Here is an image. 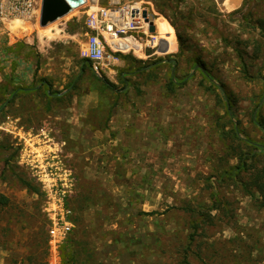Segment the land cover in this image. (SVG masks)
Segmentation results:
<instances>
[{"label":"rangeland","instance_id":"1","mask_svg":"<svg viewBox=\"0 0 264 264\" xmlns=\"http://www.w3.org/2000/svg\"><path fill=\"white\" fill-rule=\"evenodd\" d=\"M95 5L148 9L167 53L138 59L108 52L104 62L113 70L81 71L79 48L91 34L85 11ZM39 16L0 30V264H49L51 252L44 255L41 246L49 236L46 212L61 193L73 222L56 250L61 264H175L194 220L187 209L200 205L212 211L213 224L198 231L190 264H222L221 257L244 264L247 251L250 264H264V248L250 250L255 238L264 247V209L222 179L244 147L235 130L240 137H264L250 119L263 90L258 22L264 0H87L45 27ZM237 40L245 47H236ZM239 50L248 77L241 73ZM159 58L166 60L153 63ZM195 58L213 82L198 71ZM145 64L143 72L127 73ZM27 69L31 83L21 77ZM185 76L186 85L166 90L170 77L177 83ZM96 77L118 89L104 90ZM215 81L233 101L230 116ZM46 83L58 92L51 99ZM19 86L41 88L15 91ZM49 171L55 183L45 176ZM80 187L90 194L83 226L74 222L79 215L72 201ZM217 189L231 209L225 214L211 208ZM238 230L240 249L232 242Z\"/></svg>","mask_w":264,"mask_h":264},{"label":"trees","instance_id":"2","mask_svg":"<svg viewBox=\"0 0 264 264\" xmlns=\"http://www.w3.org/2000/svg\"><path fill=\"white\" fill-rule=\"evenodd\" d=\"M213 5L215 0H210ZM259 28L264 32V19L259 20ZM178 41L183 44L184 40L180 34L177 35ZM241 40L236 41V47H242L244 48L245 45L243 42H240ZM239 48V49H240ZM243 51L239 50V54L237 55V58L239 60V65H240V70L241 73L243 74L244 77H248V62L247 60L242 56ZM245 53V52H244ZM130 58L131 60L135 62H141V60H137L132 56H127L123 55L122 58ZM256 58H259L258 55H256ZM168 59V58H167ZM165 58H159L157 61L153 63H159L165 61ZM195 67L198 69L199 72L203 74V77L210 80L213 82V77L210 75L209 70L207 69L206 65L200 58H195ZM81 64H83L81 71L83 70L84 66H87L90 70H92L91 67V62L83 58L81 60ZM149 64L141 65L138 68H134L132 71H127L128 74H136V73H141L143 72ZM263 68L260 67L258 68V73H261L260 70ZM124 73L126 71L120 72V80L123 82L122 84V90H125L128 84V80L124 77ZM97 80L99 81L100 85L103 87L104 90H109V91H115L117 90V86L107 80V78H100L96 77ZM262 83H263V90L261 92L260 98L257 101V103L254 105L253 110L250 115L251 122L261 131L264 132V116L262 115V111L264 110V75L260 76ZM189 81V77L185 76L181 79V81L175 83L173 77L169 78V81L166 84V90L173 92L176 87H182L186 85V83ZM212 85V84H211ZM215 87L220 90L222 94H224L225 97V109L226 113L230 116L231 115V106L233 101L230 100V96L225 92V88L223 84H219L215 81ZM40 86H35V87H17L15 91H22V92H28L31 90H36L40 89ZM71 88V85H68L67 88H65L64 92L68 91ZM44 93L47 96V98H53L58 94V92L52 91L50 88L49 83H46V87L44 88ZM62 93V92H60ZM235 139L240 140L243 145L244 149L241 147L240 152L237 155V162L236 164L232 165L228 171H224V174H226L225 178L222 179H227L231 181L244 195L250 197L251 201L253 202L254 207L257 210L264 209V137L263 139L256 140L252 137H240L238 136L236 130H235ZM221 179V180H222ZM24 186L32 192L38 191L37 188H35L31 182L29 181H22ZM82 191H79L76 196L73 197V202L76 205V212L78 213V218L74 220L77 223H79L80 226H83V220L82 216L84 214V211L86 210V207L90 205V194L89 192L83 189V187H80ZM216 194H211L212 198V205L211 208L218 212H223L224 214L226 212L231 211V209L227 208V200L225 199V196L221 194L220 190L217 189ZM83 193V194H82ZM2 203L6 204L7 200L4 199ZM201 207L202 205L198 206V208H189L187 211L190 212L194 216V220H192V224L190 226V234L188 238V242L185 243V246H183L178 253L179 258L177 259L175 264H190V255L194 253V251H197L199 249V243H198V238L199 236V230L201 229L202 231L205 230V226L209 222L213 224L211 212L208 210L202 211ZM223 209V210H222ZM210 210V209H209ZM152 213V212H150ZM145 213V214H150ZM238 235L237 238L232 239L233 245H235L236 249H240L242 245H244V241L242 237H239L240 231L238 230L236 232ZM248 231L246 232V234ZM249 235V234H248ZM254 247L251 248L250 250L257 251L255 247H258V253L262 251L264 247L258 246L261 245V242L258 238L252 239ZM195 242V244H194ZM46 239H44L42 243V247H45L46 245ZM240 247V248H239ZM246 250V249H245ZM43 254H47V248H44ZM219 253V250H216ZM225 251V250H224ZM247 251V250H246ZM248 257L245 256L244 261H242L244 264H250V259L252 255V251H247ZM218 256V254H217ZM217 256H215L217 258ZM210 259H213V255L210 254ZM237 257V256H236ZM74 258V257H73ZM224 261L222 264H237L234 263V259H226L221 257ZM217 258V259H221Z\"/></svg>","mask_w":264,"mask_h":264},{"label":"built area","instance_id":"3","mask_svg":"<svg viewBox=\"0 0 264 264\" xmlns=\"http://www.w3.org/2000/svg\"><path fill=\"white\" fill-rule=\"evenodd\" d=\"M86 2L87 0L84 4ZM40 3V0H0V30L10 28L16 21L38 19ZM143 10L146 9L133 5L121 8L95 5L85 11L86 25L91 34L80 45L79 52L82 58L91 62V67L96 73L102 71L103 68L112 69L104 62L106 56H110L108 52L112 55L132 54L138 59L167 53L163 47L165 43L161 37L162 33L157 28L154 33L149 32V23L142 16ZM146 11L149 12L148 9ZM2 34L0 31V47ZM51 175V171L45 174L48 180L51 177L55 183ZM64 197V193L58 195L52 201L54 207L46 212L49 219V246L54 250V257H56L59 243L73 228V222L70 219L71 209L65 205Z\"/></svg>","mask_w":264,"mask_h":264},{"label":"water","instance_id":"4","mask_svg":"<svg viewBox=\"0 0 264 264\" xmlns=\"http://www.w3.org/2000/svg\"><path fill=\"white\" fill-rule=\"evenodd\" d=\"M70 1L78 2L81 0H41L40 3V16L39 24L41 27H45L58 19H61L68 14L71 8ZM142 16L149 23L148 30L150 33H154L156 30L154 24V15L146 10L142 11Z\"/></svg>","mask_w":264,"mask_h":264},{"label":"crops","instance_id":"5","mask_svg":"<svg viewBox=\"0 0 264 264\" xmlns=\"http://www.w3.org/2000/svg\"><path fill=\"white\" fill-rule=\"evenodd\" d=\"M239 4H240V2H238ZM239 4H237V6L239 5ZM236 7V6H235ZM111 70H113V69H111ZM115 70H116V68H115ZM111 73H113V72H111ZM21 77H22V79H24L26 82H28V83H31L32 82V80H33V78H32V74H30V72H29V69H27L26 71H24V73L21 75ZM78 130H79V128H77V132H78ZM94 137H98V136H94ZM85 213H86V211L84 212V215H85ZM47 232V231H46ZM61 243H59V245H60ZM46 246V248L48 249V250H50L49 252H51V256H50V261H48V259H46V261H48L49 262V264H61L60 263V260H59V256L56 254V257H54L53 256V253H54V250H53V248L52 247H50L49 246V237H47L46 238V244H45ZM59 245H58V247H59ZM57 247V248H58ZM55 258H57V261H55ZM52 260H53V262H52Z\"/></svg>","mask_w":264,"mask_h":264},{"label":"bare ground","instance_id":"6","mask_svg":"<svg viewBox=\"0 0 264 264\" xmlns=\"http://www.w3.org/2000/svg\"><path fill=\"white\" fill-rule=\"evenodd\" d=\"M85 1L86 0H81V1H78V2H72V1H70L69 3L71 5V8L69 10L74 9V8L82 5L83 3H85Z\"/></svg>","mask_w":264,"mask_h":264}]
</instances>
